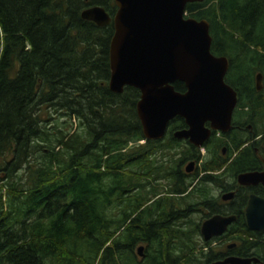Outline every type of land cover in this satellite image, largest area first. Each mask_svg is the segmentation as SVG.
<instances>
[{"label":"trees","instance_id":"1","mask_svg":"<svg viewBox=\"0 0 264 264\" xmlns=\"http://www.w3.org/2000/svg\"><path fill=\"white\" fill-rule=\"evenodd\" d=\"M92 4L107 2L0 0V264H210L220 249L196 245L200 217L190 212L192 196L207 197L210 158L188 189L174 167L188 146L143 139L139 91L107 87L111 25L80 17ZM184 11L207 21L209 50L229 73L252 90L258 72L264 85V0ZM232 225L225 236L253 247L255 234Z\"/></svg>","mask_w":264,"mask_h":264},{"label":"water","instance_id":"2","mask_svg":"<svg viewBox=\"0 0 264 264\" xmlns=\"http://www.w3.org/2000/svg\"><path fill=\"white\" fill-rule=\"evenodd\" d=\"M200 1L113 0L117 9L111 20L107 87L115 93H120L124 86L139 91L135 114L143 139L160 138L167 121L175 116L183 119L186 128L176 130L173 136L187 139L197 147L210 130H226L229 126L235 92L223 81L227 59L210 52L207 21L186 16L184 11L186 3ZM80 17L99 26L110 21L99 6L83 9ZM255 79L258 84V73ZM175 81L183 83L182 92L173 88ZM205 121L208 127L204 126ZM263 177L264 172H244L237 175V180L250 184L262 181ZM245 218L249 228L262 230L264 199L250 196ZM234 220V215L209 216L200 224L201 238L206 241L220 235ZM141 249L140 245L135 248L138 255ZM251 261L263 264L254 257L236 256L210 264H249Z\"/></svg>","mask_w":264,"mask_h":264},{"label":"flooded vegetation","instance_id":"3","mask_svg":"<svg viewBox=\"0 0 264 264\" xmlns=\"http://www.w3.org/2000/svg\"><path fill=\"white\" fill-rule=\"evenodd\" d=\"M106 2L107 4L104 6L92 4L86 8L91 6L101 7L110 18L107 24H110L112 28L111 20L117 7L113 0H106ZM230 67L232 66L228 64L223 81L235 92V104L226 130H210L208 137L202 142L201 146L197 147L189 143L187 139L173 136L176 130L186 128L183 119L175 116L167 121L163 135L160 138L150 140H158L167 135L169 139L180 141L185 147L188 146L192 154L185 156L184 161L179 160L174 164L177 173L184 176L186 183H190L188 189L196 188L200 184V164L205 162L207 157L210 158L209 161L213 165V169L210 171V178L206 182L207 197L201 199L199 198L200 196H192L197 200L191 205L190 212L203 216L199 220V228L201 222L209 216L215 214L235 216V220L226 226L224 232L206 240L216 239L215 245L221 247L220 257L213 261L228 256L254 257L258 262L264 264V228L262 230L249 228L245 218V208L250 196L264 199V177L262 181L250 184H242L237 180V175L240 173L264 172V85L261 74L257 72L260 75L259 83H256V73L252 83V90H249L247 87L248 81L243 78L244 74H231L229 73ZM233 68H237V66H233ZM236 77H241V79H236ZM177 120L178 122L181 121V126L175 125ZM208 125L209 123L205 121L204 126L208 127ZM207 143L211 145L210 149H207ZM186 167H189V169L186 170ZM161 180L162 178H155L153 182ZM175 185L176 182H174L172 187ZM237 220L241 229L255 234L256 238L251 239L254 241L253 247L246 248L243 240L237 237L235 233L229 238L225 236L227 228L232 224L233 231L238 230L239 227L235 224ZM249 264H257V262L251 261Z\"/></svg>","mask_w":264,"mask_h":264},{"label":"rangeland","instance_id":"4","mask_svg":"<svg viewBox=\"0 0 264 264\" xmlns=\"http://www.w3.org/2000/svg\"><path fill=\"white\" fill-rule=\"evenodd\" d=\"M142 142H143L142 140L138 141V143H142ZM191 217H192L193 219H195V220H196V219L198 220L199 217L202 218L203 216H201V214H198V213L196 214V213H195V214H192ZM194 217H195V218H194ZM193 241H195V243H196V245H197L198 247L201 245V243H202L203 241H202V238H201L200 233L194 235V237H193ZM226 242H227V241H226ZM226 242H225V243H226ZM215 244H216V239H214V240L211 241L210 246H215ZM139 245L142 246V244H137L136 247L139 246ZM136 247H135V248H136ZM220 248H221V247L217 246L216 249H220ZM135 252H136V251H135ZM136 255H137V257L139 258V255H138L137 253H136Z\"/></svg>","mask_w":264,"mask_h":264}]
</instances>
